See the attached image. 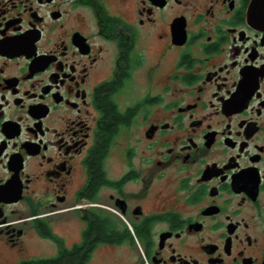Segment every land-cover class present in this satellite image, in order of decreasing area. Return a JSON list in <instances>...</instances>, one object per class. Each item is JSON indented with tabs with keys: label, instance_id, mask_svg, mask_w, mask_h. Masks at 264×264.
Instances as JSON below:
<instances>
[{
	"label": "flooded vegetation",
	"instance_id": "obj_1",
	"mask_svg": "<svg viewBox=\"0 0 264 264\" xmlns=\"http://www.w3.org/2000/svg\"><path fill=\"white\" fill-rule=\"evenodd\" d=\"M65 254L264 264V0H0V264Z\"/></svg>",
	"mask_w": 264,
	"mask_h": 264
},
{
	"label": "trees",
	"instance_id": "obj_2",
	"mask_svg": "<svg viewBox=\"0 0 264 264\" xmlns=\"http://www.w3.org/2000/svg\"><path fill=\"white\" fill-rule=\"evenodd\" d=\"M73 258L74 257H71V255L68 256V254H65L59 259L30 261L26 264H73V262H76L78 260V257L75 256V261Z\"/></svg>",
	"mask_w": 264,
	"mask_h": 264
},
{
	"label": "rangeland",
	"instance_id": "obj_3",
	"mask_svg": "<svg viewBox=\"0 0 264 264\" xmlns=\"http://www.w3.org/2000/svg\"><path fill=\"white\" fill-rule=\"evenodd\" d=\"M47 246H48V245H47ZM47 246H46V247H47Z\"/></svg>",
	"mask_w": 264,
	"mask_h": 264
}]
</instances>
